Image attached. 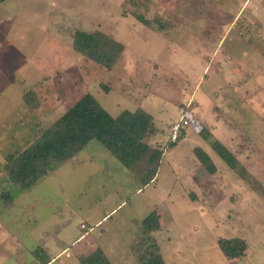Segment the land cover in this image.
Listing matches in <instances>:
<instances>
[{
  "label": "rangeland",
  "instance_id": "1",
  "mask_svg": "<svg viewBox=\"0 0 264 264\" xmlns=\"http://www.w3.org/2000/svg\"><path fill=\"white\" fill-rule=\"evenodd\" d=\"M77 29L122 42L115 65L74 51ZM87 92L112 116L138 107L152 115L148 142L162 150L153 179L144 183L92 139L28 190L8 181L7 155ZM261 188L264 0L0 2V192L12 198L0 197V264H80L95 247L112 264H137L141 221L152 210L160 227L148 242L165 264H264ZM231 237L247 243L240 257L218 246Z\"/></svg>",
  "mask_w": 264,
  "mask_h": 264
},
{
  "label": "trees",
  "instance_id": "2",
  "mask_svg": "<svg viewBox=\"0 0 264 264\" xmlns=\"http://www.w3.org/2000/svg\"><path fill=\"white\" fill-rule=\"evenodd\" d=\"M131 14L145 26L153 27L154 18H147L136 10ZM162 27L159 23L158 28ZM72 48L77 53L111 68L120 58L124 44L99 29H77L73 33ZM34 97L33 90L24 94V100L29 105L33 103ZM154 131L153 117L142 107L134 110L123 109L118 115L112 116L87 92L42 129L23 149L16 154L7 155L3 168L8 181L22 190H28L55 165L68 161L90 140L96 139L135 177L148 183L155 176L162 155L161 149L148 142ZM203 131L206 130L203 128ZM211 143L215 146L221 145ZM194 153L209 173L215 172V164L206 151L196 146ZM219 154L231 163L227 149L222 148ZM261 190L264 193V188ZM8 196L6 191L0 192V197H5L4 201L12 200ZM141 224L147 236L136 244L139 250L137 264H165L158 247L152 241L148 242L149 233L160 227L157 212L152 210L142 219ZM218 246L226 257L236 258L244 253L247 243L239 237L220 238ZM43 261L47 264L50 258L46 257ZM79 262L112 264L100 247L81 255Z\"/></svg>",
  "mask_w": 264,
  "mask_h": 264
},
{
  "label": "built area",
  "instance_id": "3",
  "mask_svg": "<svg viewBox=\"0 0 264 264\" xmlns=\"http://www.w3.org/2000/svg\"><path fill=\"white\" fill-rule=\"evenodd\" d=\"M181 119H182V118H181ZM183 123L185 124V123H186V120H183ZM178 125H179V124H176V125L174 126V128L176 129V128L178 127ZM81 226L84 227V224H82Z\"/></svg>",
  "mask_w": 264,
  "mask_h": 264
}]
</instances>
